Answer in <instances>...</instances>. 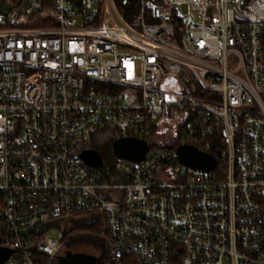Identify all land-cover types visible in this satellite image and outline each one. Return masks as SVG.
Masks as SVG:
<instances>
[{"label": "built area", "instance_id": "obj_1", "mask_svg": "<svg viewBox=\"0 0 264 264\" xmlns=\"http://www.w3.org/2000/svg\"><path fill=\"white\" fill-rule=\"evenodd\" d=\"M101 130L151 146L92 169ZM218 134L213 172L178 161ZM84 214L105 264H264V0H0L4 264H53Z\"/></svg>", "mask_w": 264, "mask_h": 264}, {"label": "water", "instance_id": "obj_2", "mask_svg": "<svg viewBox=\"0 0 264 264\" xmlns=\"http://www.w3.org/2000/svg\"><path fill=\"white\" fill-rule=\"evenodd\" d=\"M4 7V5H2ZM5 9V8H4ZM111 152L116 159L132 163L144 160L148 152V144L145 140L137 138H120L111 146ZM178 161L185 167L195 172L211 173L216 168V160L208 153H202L190 145H181L176 149ZM78 159L87 167L100 170L103 167V159L98 152L92 149L82 150ZM10 251L0 248V264H4L10 256ZM71 264H96L97 259L83 254L69 255Z\"/></svg>", "mask_w": 264, "mask_h": 264}, {"label": "trees", "instance_id": "obj_3", "mask_svg": "<svg viewBox=\"0 0 264 264\" xmlns=\"http://www.w3.org/2000/svg\"><path fill=\"white\" fill-rule=\"evenodd\" d=\"M120 1V0H117ZM121 5H119V8ZM89 135H97V132L90 133ZM106 140L112 146V144L116 140V136L113 132H105L103 135H100V140ZM179 144V141H177L173 146H177ZM174 147H171L173 149ZM92 150H95L99 153V155L103 159V155L101 152H99L95 148H91ZM209 153L212 155V157L216 160L217 167H220V158L222 156V136L220 134L211 137V147L209 149ZM68 223H70V230L67 232H64L62 230V242L65 246V239L68 234H71V232H77V236L75 237V242H79L81 238L87 237L85 230H91V235H88L87 239L93 243L92 246L98 250L99 255H91L97 259L96 264H105L106 256L108 253L107 246L104 242L103 237L101 236L102 230L104 228V220L103 217L100 215L95 214H84L79 215L77 217L72 218ZM72 238H70L68 241H71ZM69 252L65 253L64 255H61V253L56 257L53 264H58L59 260H61L64 257H67ZM46 258H43V261H45Z\"/></svg>", "mask_w": 264, "mask_h": 264}, {"label": "rangeland", "instance_id": "obj_4", "mask_svg": "<svg viewBox=\"0 0 264 264\" xmlns=\"http://www.w3.org/2000/svg\"><path fill=\"white\" fill-rule=\"evenodd\" d=\"M178 12L184 16H190L191 11L189 7H178L177 8ZM109 132V131H97V135H87L83 140H80L79 144L77 145V151L80 152L82 150H87L91 148L97 149L99 152L102 153L103 155V163H104V168L110 166L112 162L115 160V157L113 156L111 152V146L106 140H100V135H103V133ZM172 131L166 132V137L162 139V141H159V144L162 145H167L166 141L171 140ZM146 140L149 139V137L145 138ZM151 146V143L148 144ZM172 146V145H171ZM169 146V147H171ZM64 232H67L70 230L71 226L70 223H64L62 224ZM87 237L88 235H91V230H85ZM56 234L60 235V232L58 230L55 231ZM77 236V232H71V234H68L66 239H65V246L62 248L61 255H64L65 253L69 252L68 255H73V254H81V253H86L89 255H99L98 250L93 245L92 242H90L87 237L81 238L79 242H75V237ZM70 238H72L71 241H68ZM223 264H228L227 260L223 261Z\"/></svg>", "mask_w": 264, "mask_h": 264}, {"label": "flooded vegetation", "instance_id": "obj_5", "mask_svg": "<svg viewBox=\"0 0 264 264\" xmlns=\"http://www.w3.org/2000/svg\"><path fill=\"white\" fill-rule=\"evenodd\" d=\"M81 254L89 256V254H86V253H81ZM73 255H76V254H73ZM68 256H69V255H68ZM68 256L62 258L61 260H59L58 264H71V262H70ZM90 256H91V255H90Z\"/></svg>", "mask_w": 264, "mask_h": 264}, {"label": "bare ground", "instance_id": "obj_6", "mask_svg": "<svg viewBox=\"0 0 264 264\" xmlns=\"http://www.w3.org/2000/svg\"><path fill=\"white\" fill-rule=\"evenodd\" d=\"M103 165H104V163H103Z\"/></svg>", "mask_w": 264, "mask_h": 264}]
</instances>
